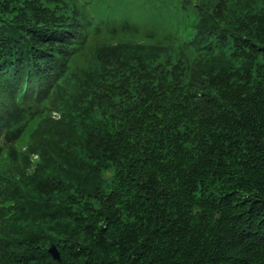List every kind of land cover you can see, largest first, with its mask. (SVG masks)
Listing matches in <instances>:
<instances>
[{"label": "trees", "instance_id": "16d2710c", "mask_svg": "<svg viewBox=\"0 0 264 264\" xmlns=\"http://www.w3.org/2000/svg\"><path fill=\"white\" fill-rule=\"evenodd\" d=\"M95 1L0 0V264H264V0Z\"/></svg>", "mask_w": 264, "mask_h": 264}, {"label": "rangeland", "instance_id": "374dc122", "mask_svg": "<svg viewBox=\"0 0 264 264\" xmlns=\"http://www.w3.org/2000/svg\"><path fill=\"white\" fill-rule=\"evenodd\" d=\"M196 1L200 0H97L89 9L96 21L119 23L128 20L138 25L141 33L153 29L162 34L164 31H172L171 25L174 22L184 19L191 22ZM183 26L179 22L173 30ZM4 97L5 91L0 90V98Z\"/></svg>", "mask_w": 264, "mask_h": 264}, {"label": "water", "instance_id": "95a60500", "mask_svg": "<svg viewBox=\"0 0 264 264\" xmlns=\"http://www.w3.org/2000/svg\"><path fill=\"white\" fill-rule=\"evenodd\" d=\"M48 250L53 257H55L56 259L60 258L59 251L57 250L56 246L53 243L48 247Z\"/></svg>", "mask_w": 264, "mask_h": 264}]
</instances>
